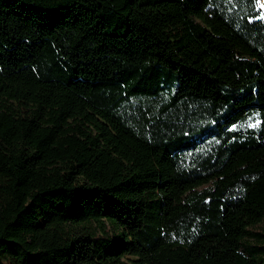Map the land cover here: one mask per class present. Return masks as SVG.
<instances>
[{
	"label": "trees",
	"instance_id": "16d2710c",
	"mask_svg": "<svg viewBox=\"0 0 264 264\" xmlns=\"http://www.w3.org/2000/svg\"><path fill=\"white\" fill-rule=\"evenodd\" d=\"M260 222L264 0H0V264H264Z\"/></svg>",
	"mask_w": 264,
	"mask_h": 264
},
{
	"label": "rangeland",
	"instance_id": "374dc122",
	"mask_svg": "<svg viewBox=\"0 0 264 264\" xmlns=\"http://www.w3.org/2000/svg\"><path fill=\"white\" fill-rule=\"evenodd\" d=\"M252 231L255 233H264V223H258L257 225L252 227ZM248 240L253 244L256 243V240H254V238H248ZM258 245L260 246L261 244L258 243Z\"/></svg>",
	"mask_w": 264,
	"mask_h": 264
},
{
	"label": "snow or ice",
	"instance_id": "6c2138e0",
	"mask_svg": "<svg viewBox=\"0 0 264 264\" xmlns=\"http://www.w3.org/2000/svg\"><path fill=\"white\" fill-rule=\"evenodd\" d=\"M250 126H252V125H250ZM235 128V125H233V129Z\"/></svg>",
	"mask_w": 264,
	"mask_h": 264
}]
</instances>
